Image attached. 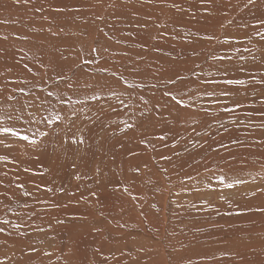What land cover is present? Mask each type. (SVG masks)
Returning <instances> with one entry per match:
<instances>
[{"label":"bare ground","instance_id":"6f19581e","mask_svg":"<svg viewBox=\"0 0 264 264\" xmlns=\"http://www.w3.org/2000/svg\"><path fill=\"white\" fill-rule=\"evenodd\" d=\"M196 1L27 0L25 2V0H20V3H16V0H0V89H2L0 91V110L10 111L20 108L24 103H30L31 97H47V92L53 91L57 95L47 97V103L41 108L44 116L51 112H59L62 117H65L61 123L62 126L69 125L66 119H74L75 123H79L82 130L87 133L95 119L104 120L106 130L97 129L93 130L91 134L83 133L85 142L95 141L92 139L96 138L100 143V145L99 143L95 144L97 150L91 155L88 163L93 167L92 174L95 175L92 176L93 184H96L94 186L91 184L88 187L89 195H82L81 199L71 192L72 189H67L66 196L70 200L76 198L83 202L84 199L88 203L89 200L95 199L96 205H99V198L103 199L104 192L108 194V191H113L106 187L105 181L110 175L102 167L104 166L103 161L107 158L114 164V168L109 169V172L118 183L122 181V178H124L123 183L130 177L134 180L139 179L135 174L134 167L138 164L144 166L140 168L144 169L145 175L144 173L143 175L146 180L151 181L156 176L157 180L163 171L160 174L157 171L151 172L150 166L154 163L152 162L153 157L150 155L152 151H157L158 157L159 155L161 158L170 156L171 159V155L175 151L183 148H196L199 151L207 149L206 153L214 155L209 160L210 164L208 162L204 166H197L195 162L196 169H183L184 171L181 169L182 176L197 173L202 169H213L215 172L221 173L222 169L227 177H231L246 170L250 171L256 163L257 156H262L264 159V154H261L264 152V128L255 127V122L259 125L264 123V115H261L264 112V104L260 103V100L264 98L260 95L262 86L252 83L246 86L224 85L223 83L218 85L201 84L204 79L251 81L253 77L257 80L264 78V40L255 34V23H252L253 20L256 21L257 18L264 16V0H258L257 7L247 9L243 7L245 0H240V2L237 0V4L234 3L236 0H204L205 2L201 6H198ZM67 2L85 5L89 9L83 8L85 11L79 9V11L64 13L54 10L62 8ZM193 9L195 15L192 16ZM138 30L141 32H138V36L134 37L133 35ZM5 36L6 40L3 39ZM206 36H214L215 39L208 40L204 38ZM93 47L98 48L99 52L93 53L91 51ZM214 56L226 57V59H213ZM227 57L231 59H227ZM83 60H89L91 63L84 64ZM25 64L32 69V73L24 68ZM42 64L44 67L41 66ZM58 65H62L64 72L71 77L72 89L67 87V82L57 80V72L60 71ZM197 65L200 67L197 68ZM105 67L108 72L100 70ZM69 68L75 71V75H73V71H69ZM223 69H228L226 74ZM176 70L186 77L183 84L178 83L175 87H178L181 93L187 92L184 102L192 105L187 109L175 105L163 95L166 89L174 88L173 85L166 84V81ZM193 70L200 75H192ZM113 71L117 72V77L111 75ZM120 75L127 81V84L137 83L141 87L126 91L127 84L123 80H119ZM153 84L156 85V88L152 87ZM101 85L104 87L101 88ZM245 87H247L246 93ZM20 88H23L24 92H20ZM14 89L15 92H13ZM225 89L233 95L230 99L221 97L220 103H215L216 96L203 95L205 90L209 92L214 90L219 96L221 90ZM110 90L117 95L113 96ZM9 91L11 93H7ZM9 94L15 95L16 100L8 101L6 97ZM94 94H98L100 99L93 100L91 97ZM57 96H62L65 103L62 104ZM69 97H71V103L68 102ZM237 99L243 102L241 107L234 108L232 111L224 110L226 106L233 108L232 101ZM121 100L124 101L123 104L120 103ZM144 101L148 103L145 104ZM73 111L77 112L78 119L71 116ZM109 122L111 125L108 124ZM64 123L67 124L64 125ZM126 123L133 124L135 127L120 133L113 131L115 128L123 130ZM221 124L225 125L229 131L225 132L220 127ZM43 127L41 124L40 128ZM161 135L166 136V140H158L157 138ZM235 139L242 143L233 144L232 141ZM141 140L146 141L147 145L142 144ZM52 144L53 141H49V147L41 145L40 151L46 150L42 154V158L35 152L37 155L29 154L28 149L24 148L26 156H18L13 160L20 166L18 173L22 172V176L18 175V181L24 184V189L30 187L31 184L39 186L41 189L37 203L42 210L50 208L51 204H56L57 197L63 201V197L58 196V191L53 197L46 199V191L42 188H47L46 186L53 181L52 179L49 182L50 176L58 178L55 180L58 187L65 186L68 185V178L74 171L70 162L66 165L59 161V155L54 151L55 148L51 147ZM199 145H203V147ZM221 145H227V147ZM4 149L6 150V148ZM84 149L85 151L79 155H85L90 151L88 146ZM197 153L199 152L197 151ZM109 154L110 156H108ZM121 157L130 162L122 166V163L117 164ZM34 158L38 162H33ZM258 159L260 158L258 157ZM15 164L7 163L6 169L9 176L12 175L11 168ZM25 168L30 171L25 172ZM65 169L68 170L67 173ZM10 172L12 173L10 174ZM84 172L86 171L84 170ZM152 173L155 174L154 177ZM136 182L134 181L136 187L139 189L142 187L140 192L149 197L153 190V184L149 183L150 188L146 189L144 183L137 184ZM154 184V191H156L158 185ZM10 189L13 190V187ZM23 190L16 188L14 191L4 192L0 195L6 199L10 193H22ZM97 197H99V201ZM4 201L3 203H5ZM41 201L47 203H41ZM9 202L8 204H14L12 200ZM100 205L102 204L100 203ZM86 208L93 211L94 202L93 204L88 203ZM164 211L165 207L162 213ZM25 212L26 210L21 214L16 212L19 214L16 215L17 217L21 216V220H23L27 215ZM27 212L30 213V210ZM90 213L92 214V212ZM93 215L94 217L90 216V220L94 221V225L97 226L95 228H101L102 235L108 238L107 241L103 239L105 247H102L101 242L102 252L103 248L110 247L112 231L103 230L104 224L106 226L108 224L104 221L103 216L99 215L101 219L93 220L96 216L95 212ZM2 219L5 218L1 214L0 220ZM17 222L16 217L10 220V224ZM86 226L88 227L84 222L75 225L82 231L86 229ZM9 228L16 232L14 228ZM46 232L51 231L46 230ZM73 233L76 241L72 242L68 239L63 245V250L71 253L68 255L71 257L74 253H83L78 230H74ZM90 234L94 238L96 233L91 231ZM83 239L90 240L91 238L85 232H81V240ZM234 242L232 243L234 244ZM237 246L234 244L218 248L214 255H228L225 252L229 249L234 250L235 255L238 250ZM95 251L91 248L88 255L85 253V256H90V263L110 264L109 253L102 255ZM210 251L207 250V252ZM223 251L225 252L223 253ZM197 254L199 257V253ZM48 256L36 253L33 260L44 264L41 260ZM74 257H77V254H74ZM31 259L32 256H30L29 264L33 263ZM73 259L66 261V264L81 263V259L74 261ZM223 261L225 262V260ZM14 262L16 264V261Z\"/></svg>","mask_w":264,"mask_h":264},{"label":"rangeland","instance_id":"374dc122","mask_svg":"<svg viewBox=\"0 0 264 264\" xmlns=\"http://www.w3.org/2000/svg\"><path fill=\"white\" fill-rule=\"evenodd\" d=\"M204 2V0H197L196 4L201 6ZM236 2L238 1L236 0L234 3L237 4ZM69 3L70 2H67L65 6L60 8L64 9L63 13L67 11H79V9H89V7L85 5ZM54 10L56 11V9ZM193 12L194 9L191 13L192 16L195 15V12ZM204 13H206V11H204ZM253 21L252 23H255V20ZM138 32L141 31H136L133 36L136 37ZM39 81L41 80L39 79ZM7 93L11 92L9 91ZM66 121L69 125L62 126L61 124L55 129V133H53L52 137L47 142L43 143V145L49 147V141H53L51 147L55 148L56 154L59 155V161L64 162L66 165L70 162L72 167L73 164L75 165L74 171L71 172V176L68 178L69 180L67 179L68 183H66L68 185H60L58 187L55 181L58 178H54L51 175L49 182L52 179L53 181H51L52 183L50 182V187L47 185V188H42L46 191V199H50L55 195V192L58 191V196L63 197V201H61L60 197L56 198V204L60 205V207H52L54 208L52 209L50 206V208H45L43 211L37 203V197L40 195L39 191H41V189L39 188V190H37V187L32 184L30 187L23 190L32 192L33 195L31 196H24L23 192H12L7 198L5 197L6 199H3L0 195V213L5 219H9V221L15 217L18 219L17 215L23 213L25 210L26 212L30 210V213L25 212L27 215L23 220H21V216L18 219L17 223H24L25 226L23 228L19 230L15 229L16 232H14L9 228L11 226L8 225V227H5V232L2 233V235L0 233V238L2 236L0 240V261H3L4 264H15L14 261H16V264H29L30 256H32V264H41V262H35L33 260V256H35L36 253L49 255L41 260L44 264H66V261L73 258V261L81 259L80 264H92L90 263V256H85L86 254L88 255L91 248L102 255L109 253L108 258L110 264H165L164 262L167 264H264V212L256 211L258 208H264V191H259L260 188H264V159L262 156H257L256 166H252L250 171L246 170L235 176L228 177L230 179L239 178L246 181V183L236 185L233 188H226L218 185L213 175V169H208V171L202 169L194 174L189 173L185 176L181 175L183 169H196L195 162L197 166H204L207 164L214 156H211L209 152L206 153L207 149H203L204 152L202 149V151H199V149L196 150V148H183L182 150L175 151V153L171 155V160H163L160 155V158L157 156V151H152L150 155L153 157L152 162L155 164H151L150 170L151 172L157 171L159 174L163 171L161 175L158 174L160 177H158L157 180V176L154 179L152 178L151 181L146 180L144 177L145 171L144 169L141 170L144 166L138 164L134 167L135 169L139 167V172L135 171L139 179L134 180L132 177H126L129 179H126L127 181L124 182L125 184L123 183L124 178L118 183L116 178L111 176L109 169L112 170L114 164L107 158V161H103L104 166L102 167H104V170L110 175L105 181L106 187L108 190L113 191H108V194L104 192L103 199L97 197V200L99 198L100 201H98L102 205H100V203L96 205L95 199H93V201L89 200L88 203L90 204L94 202V210L89 211L91 209L86 208L88 203L84 199L83 202L76 198L70 200L66 196V193L67 189L70 188L72 189L71 192L75 194L77 198L81 199L83 198L81 197L82 195H89L88 187L91 184L93 186L96 184H93L94 178L92 176H95L92 174L93 167L88 163L91 155L97 150L96 145L99 143L98 139L93 138L92 140L95 141L92 142L86 141L84 144L80 145L83 148L66 144L63 149L57 147L56 139L57 135L65 137L66 139H71L73 134L83 137V133L91 134L93 130L99 129L104 131L106 130L105 123L103 122L104 120L95 119L93 121L94 124L90 125L89 133H87L82 130L79 123H75V126H72L68 119H66ZM110 122L112 123L113 121ZM110 122L108 124L111 125ZM67 123H64V125ZM255 123V127L261 129V123L260 125L257 122ZM69 128L71 131H69ZM122 129L123 130H116L115 128L113 131L115 133H120L124 130H129L127 127ZM91 136L93 137V134ZM87 146L90 148V151L85 155H79L81 152L85 151L84 148ZM40 147L33 149L22 141L15 142L11 149L6 148V150L0 145V156L7 155L9 157L8 160H0V180L3 181V183H0V194L14 191L16 187L14 183H10V181H13L18 175L19 177L22 176V172L18 173L20 169L19 164L15 163V166L11 168L13 173L10 172V174L12 173V175H2L5 172L7 173V163L12 162L14 159L18 158V156H26L23 151L24 148L28 149L29 154L37 153L39 154L38 156L42 158V154L46 150L40 151ZM78 149L80 150L79 152L77 151ZM185 149H187V151H185ZM197 151L205 155L199 154ZM177 152L179 155H177ZM261 154H264V152ZM95 156L97 157L96 154ZM108 156H110V154ZM258 157L260 159H258ZM121 159L122 157L119 158L117 163H122L121 166L130 162L124 157L122 160ZM32 161L36 162L37 159L34 158ZM35 165L38 166L36 163ZM65 170L67 173L68 170ZM84 170L86 172H84ZM215 174L220 175L221 173L215 172ZM223 174L225 175V173ZM152 175L154 177L155 174L152 173ZM189 177H191V179ZM209 180H211V187L209 186ZM134 181H137V184L144 183L146 189L150 188L148 186L149 183L153 184V190L149 197L140 192L142 187H140V189L136 187ZM15 182L20 183L18 180ZM154 183L158 185L156 191H154ZM62 184L64 183L62 182ZM85 186L87 187L85 188ZM12 187L13 190L10 189ZM7 189L10 190L8 191ZM46 189H52V191H47ZM166 190L168 195L166 194ZM253 192L256 194L252 195ZM9 200L14 201V204H8L10 203ZM3 201L5 203H3ZM25 202L28 205L27 209L22 207ZM13 207L19 208V211ZM164 207L165 211L162 213ZM9 208L11 211H8ZM33 210L35 215L32 214ZM90 212H92V214ZM94 212L96 219L94 218L93 220L101 219L99 215L103 216L105 218L104 221L108 222L107 226L104 224L103 230L112 231L110 247L108 249L103 248L102 252V244V247H105L103 239L107 241L108 238L104 237L100 232L102 229L95 228L97 226L94 225V221L92 222V220H90V216L94 217ZM226 213H231V215ZM29 216H31V219H29ZM57 220H62L64 223L58 224L56 222ZM79 222L86 223L88 227L86 226L84 231L76 228L75 225ZM57 226H59V228H57ZM40 229H43V231ZM76 229L78 230L83 253H74L77 254V257H74L72 253L73 257H71L68 256L71 253L63 250V245L68 239L72 242L76 241V237L73 233ZM46 230L51 232L47 233ZM91 231H94V234L96 233L94 238L91 237ZM81 232H85L91 239L81 240ZM230 242H234V244L238 245V253L236 252L234 255V250L229 249L227 252H225L226 250L223 251V253H228V255H214L218 248L234 245ZM33 249H35V251H33ZM207 250L211 251L207 252ZM74 251L76 250L74 249ZM184 253L187 255L190 254L187 256L186 254L184 255ZM197 253H199V257H197ZM223 257L226 258L224 259ZM223 260H225V262Z\"/></svg>","mask_w":264,"mask_h":264},{"label":"snow or ice","instance_id":"6c2138e0","mask_svg":"<svg viewBox=\"0 0 264 264\" xmlns=\"http://www.w3.org/2000/svg\"><path fill=\"white\" fill-rule=\"evenodd\" d=\"M25 2H27V0H25ZM16 3H20V0H16ZM258 5V0H245L243 7L244 8H252V7H257ZM175 7V5H173ZM39 10V9H38ZM64 9H60L57 8L56 11H63ZM179 10V9H178ZM256 32L255 34L257 36H259L261 38V40H264V31H261V29H264V16L259 17L256 19L255 21V25H254ZM55 35V33H53ZM205 39L208 40H212L215 39L214 36H206L204 37ZM3 39H7V37H3ZM91 51L93 53H97L99 52L98 48L93 47L91 49ZM105 51H107V49H105ZM213 59H219V60H224L226 59V57H212ZM227 59H231L230 57H227ZM82 63L84 64H88L91 63V61L89 60H83ZM42 67H44V65H41ZM57 67L60 68V71L57 72V80L58 81H65L67 82V87L69 89L73 88V84L71 83V77H69L63 69L62 65H58ZM197 68H199L200 66L197 65ZM24 68L29 72L32 73V69L25 64ZM101 71L104 72H108V69L102 68L100 69ZM241 71L243 69H240ZM69 71H73L71 68H69ZM135 71V70H133ZM217 71H220V69H217ZM223 71L225 72V74L227 73L228 69H223ZM33 75H35V73H33ZM73 75H75V71H73ZM111 75L113 77H117V72L113 71L111 73ZM192 75L194 76H199L200 74L195 72L194 70L192 71ZM209 75H211V73H209ZM119 80H123L125 84H127V81L124 80L123 76L120 75L119 76ZM186 80V77L181 75V73L176 70L173 72V75L170 76L168 78V80L166 81V84L169 85H173L174 88L173 89H166L163 93V95L165 97H168L172 102H174L175 105L181 107V108H190L192 107V105L186 104L184 102V96L187 95V92H182L180 91V89L178 87H175L178 85V83L183 84V82ZM220 83H223L224 85H239V86H246L249 83L252 84H258L261 85V97H264V78H261L259 80H257L255 77L252 78L251 81H246L244 79H225L223 81H216V80H208V79H204L201 81L202 85H218ZM104 85H101V88H103ZM141 85L137 84V83H133V84H127V89H125L126 91L128 89L131 90H135L140 88ZM153 88H156V85L153 84L152 85ZM0 91H2V89H0ZM16 90L14 89L13 92H15ZM20 92H24L23 88L19 89ZM111 91V90H110ZM245 93L247 92V87L244 88ZM179 93V94H177ZM111 94L113 96L117 95L114 91H111ZM53 95H57L55 92L53 91H48L47 92V97H52ZM203 95H207L209 97L212 96H216L217 99L215 100V103H220L221 102V97H227V98H231L233 93L229 92L228 90H221V92L219 93V96H217V93L213 90V91H207L205 90L203 92ZM47 97H43V96H33L31 97V102L30 103H24L20 108H15L12 109L10 111H5V110H0L2 111V114H0V145H2L4 148L7 149H11L14 146V143L17 141H22L25 142L27 144V146L35 149L40 147L43 143L47 142L53 135L54 131L56 128H58L60 126V124L65 120V117H62L60 115L59 112H51L49 113V115L44 116L41 112V108L43 107V105H45L47 103ZM57 98L60 100V102L63 104L65 103L64 98L62 96H57ZM93 100H98L100 99V96L98 94H94L91 97ZM117 98L119 99V97L117 96ZM6 99L8 101H15L16 97L13 94H9ZM141 99H143L141 97ZM68 102L71 103V97L68 98ZM121 104L124 103V101H120ZM145 104H147V101H144ZM233 108H228L227 106L224 108L225 111H232L234 110V108H239L242 106V101L237 99V100H233ZM261 104H264V98H262L260 100ZM44 111H47V109H44ZM143 114V113H142ZM261 115H264V113H261ZM72 117H76L77 119L79 118L77 115V112L73 111L71 113ZM69 123L72 126H75V120L74 119H70ZM235 123V122H234ZM43 124L44 128L41 129L40 125ZM262 128H264V123H262L260 125ZM126 127L131 129L134 128L135 125L133 124H127L126 123ZM221 128H223V130L225 132H228L229 129L221 124L220 125ZM69 131H71V129L69 128ZM160 141H164L166 140V136L161 135L157 138ZM84 138L82 136H78L73 134L71 139H66L65 137H61L59 135H57V139H56V145L58 148L63 149L64 146L67 145H76L77 147H79L80 145L84 144ZM142 144L147 145V142L144 140H141ZM233 144H241L242 142L238 139H235L232 141ZM200 147H203V145H199ZM222 147H227V145H221ZM173 147H175V144H173ZM55 151V149H54ZM185 151H187V149H185ZM177 155H179V153L177 152ZM9 157L7 155L5 156H0V160H8ZM162 159H166V160H171V157L169 156H162ZM13 163H15V161H12ZM73 167H75V165H73ZM25 172H29L30 169L25 168L24 169ZM135 171L139 172V168H136ZM206 171H208V169H206ZM213 171V175L216 178V181L218 183V185L226 187V188H233L236 185L239 184H243L246 183V181L239 179V178H234V179H230L228 178L226 175L223 174V170L221 169V174L220 175H216L215 171ZM2 175L7 176L8 174L5 172ZM79 178V177H77ZM191 179V177H189ZM19 177H15V179L13 181H10V183H14L15 187L17 189H24V184L23 183H16L15 181L18 180ZM0 183H3L2 180H0ZM209 186L211 187V180H209ZM37 190H39V186L37 187ZM47 191H52V189H46ZM259 191H264V188H260ZM256 193L253 192L252 195H255ZM24 196H31L33 195L32 192L29 191H24L23 192ZM93 195H95V193H93ZM41 203H47L46 201H41ZM52 207H60V205L58 204H52ZM23 208L27 209L28 205L25 202L22 205ZM8 211H11V209L9 208ZM256 211L259 212H264V208H258L256 209ZM33 215H35V212L33 210L32 212ZM228 215H231V213H226ZM19 219V217H18ZM29 219H31V216H29ZM58 224H63L64 221L62 220H57L56 221ZM0 225H4V226H8L10 225L12 228L14 229H21L23 228L25 225L23 222L21 223H12L10 224V221L8 219H2L0 220ZM4 226H0V233L5 232V227ZM41 231H43V229H40ZM33 251H35V249H33ZM0 264H4L3 261H0Z\"/></svg>","mask_w":264,"mask_h":264}]
</instances>
